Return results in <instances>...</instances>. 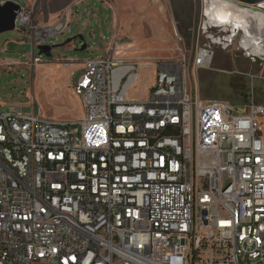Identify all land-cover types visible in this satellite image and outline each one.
I'll return each instance as SVG.
<instances>
[{"label":"built area","instance_id":"2783aa9c","mask_svg":"<svg viewBox=\"0 0 264 264\" xmlns=\"http://www.w3.org/2000/svg\"><path fill=\"white\" fill-rule=\"evenodd\" d=\"M77 3L52 23L18 3L14 30L32 52L1 67L48 63L35 51L69 29ZM119 41L101 58L55 59L80 120L0 102V264H264V102L192 92L210 46L143 63ZM146 64L154 82L139 101L128 93Z\"/></svg>","mask_w":264,"mask_h":264},{"label":"rangeland","instance_id":"374dc122","mask_svg":"<svg viewBox=\"0 0 264 264\" xmlns=\"http://www.w3.org/2000/svg\"><path fill=\"white\" fill-rule=\"evenodd\" d=\"M16 1L33 6L37 22L49 18L57 20L60 14L52 13L55 15L50 16L48 12L64 2ZM174 1L187 7L192 5L198 13L196 25L184 34L179 29L171 0H84L73 6L69 29L50 42L52 56H43L45 62L49 60L48 63L42 66L19 65L14 70L4 69L0 63V102L39 109L55 121L80 120L83 116L82 100L74 94L68 72L62 70L55 59L62 56L78 60L104 57L113 33L120 38L118 44L123 50L122 55L127 60L143 63L175 59L180 47L192 59L196 48L210 46L214 52L210 67L194 72L190 69L188 73L187 83L192 92L204 100H222L235 105L252 100L264 102V68L259 56L247 55L240 46L242 33L238 32L229 39L226 36L230 33L222 31L227 27L221 30V27L206 23L202 0ZM180 19L183 20L184 16L181 15ZM205 24L210 25L207 30L204 29L207 27ZM78 35L83 36L82 41L75 38ZM23 38L15 30L1 33L0 61L28 60L32 48ZM68 39L72 40L67 42ZM83 42L87 47L79 50ZM38 53L37 49L35 54ZM79 74L77 72L75 78ZM247 74L256 77L251 80ZM153 82V67L142 66L139 81L130 89L129 97L144 100ZM74 127L76 124L72 125Z\"/></svg>","mask_w":264,"mask_h":264},{"label":"bare ground","instance_id":"6f19581e","mask_svg":"<svg viewBox=\"0 0 264 264\" xmlns=\"http://www.w3.org/2000/svg\"><path fill=\"white\" fill-rule=\"evenodd\" d=\"M202 14L211 26L221 27V30L226 26L228 29L222 30L230 33L226 38L232 39L241 32L240 46L264 56V1L246 5L233 0H202Z\"/></svg>","mask_w":264,"mask_h":264},{"label":"water","instance_id":"95a60500","mask_svg":"<svg viewBox=\"0 0 264 264\" xmlns=\"http://www.w3.org/2000/svg\"><path fill=\"white\" fill-rule=\"evenodd\" d=\"M246 5H256L264 0H233ZM20 10V5L13 0H6L4 2L0 1V34L8 31H14L15 29V20L17 17V12ZM75 38L83 40V36L78 35ZM72 39H68L67 42H70ZM87 45L83 42L79 50L86 49ZM52 46H41L38 48L39 55H44L46 57H51ZM259 57L264 58L263 55ZM193 107V104H192ZM193 112H192V135H193ZM193 164H194V140H193ZM193 183H194V167H193ZM194 194V192H193Z\"/></svg>","mask_w":264,"mask_h":264},{"label":"trees","instance_id":"16d2710c","mask_svg":"<svg viewBox=\"0 0 264 264\" xmlns=\"http://www.w3.org/2000/svg\"><path fill=\"white\" fill-rule=\"evenodd\" d=\"M171 3L173 4V12L182 33H185L192 26L196 25L198 13L193 9L192 5H190V7H187L184 3L179 5V3L174 0H171ZM181 15L184 16L183 20L180 19Z\"/></svg>","mask_w":264,"mask_h":264},{"label":"crops","instance_id":"0c3cea01","mask_svg":"<svg viewBox=\"0 0 264 264\" xmlns=\"http://www.w3.org/2000/svg\"><path fill=\"white\" fill-rule=\"evenodd\" d=\"M78 1V3H77V5L78 4H80V3H82L84 0H64V2L63 3H61L59 6H57V7H55V8H53V9H51L48 13V15H55V14H52V13H58V14H60L61 12L60 11H62L66 6H72L73 4H75L76 2ZM100 1V0H99ZM76 5V6H77ZM49 7V6H48ZM52 19H47L46 21H42V22H45V23H47V22H49V23H52V22H54V21H51ZM56 21V20H55ZM7 60V59H6ZM0 63H1V61H0Z\"/></svg>","mask_w":264,"mask_h":264},{"label":"flooded vegetation","instance_id":"af4514ba","mask_svg":"<svg viewBox=\"0 0 264 264\" xmlns=\"http://www.w3.org/2000/svg\"><path fill=\"white\" fill-rule=\"evenodd\" d=\"M223 27H226V26H223ZM244 50H245V52H246L247 55H257V56L262 55L260 52L254 53V52L249 51L246 48H244Z\"/></svg>","mask_w":264,"mask_h":264}]
</instances>
